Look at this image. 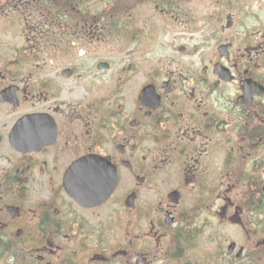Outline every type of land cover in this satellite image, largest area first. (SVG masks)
I'll return each instance as SVG.
<instances>
[{
  "label": "flooded vegetation",
  "instance_id": "flooded-vegetation-1",
  "mask_svg": "<svg viewBox=\"0 0 264 264\" xmlns=\"http://www.w3.org/2000/svg\"><path fill=\"white\" fill-rule=\"evenodd\" d=\"M0 264H264V0H0Z\"/></svg>",
  "mask_w": 264,
  "mask_h": 264
}]
</instances>
